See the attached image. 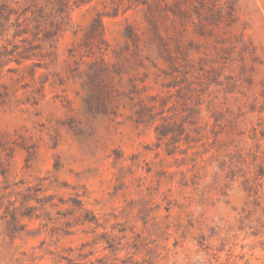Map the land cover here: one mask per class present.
I'll list each match as a JSON object with an SVG mask.
<instances>
[{"label":"rangeland","instance_id":"1","mask_svg":"<svg viewBox=\"0 0 264 264\" xmlns=\"http://www.w3.org/2000/svg\"><path fill=\"white\" fill-rule=\"evenodd\" d=\"M263 134L264 0H0V264H264Z\"/></svg>","mask_w":264,"mask_h":264},{"label":"trees","instance_id":"2","mask_svg":"<svg viewBox=\"0 0 264 264\" xmlns=\"http://www.w3.org/2000/svg\"><path fill=\"white\" fill-rule=\"evenodd\" d=\"M253 129H254V130H256V128H255V127H254ZM263 136H264V134H263ZM258 144L260 145V140L258 141Z\"/></svg>","mask_w":264,"mask_h":264}]
</instances>
